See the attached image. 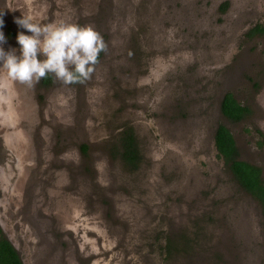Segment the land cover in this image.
<instances>
[{
    "label": "rangeland",
    "instance_id": "1",
    "mask_svg": "<svg viewBox=\"0 0 264 264\" xmlns=\"http://www.w3.org/2000/svg\"><path fill=\"white\" fill-rule=\"evenodd\" d=\"M22 17L91 26L108 45L84 83L49 75L48 85L29 88L0 66L10 97L0 104L9 160L1 169L33 176L40 194L53 196L28 223L0 198V223L25 264L38 241L39 264H264L260 206L213 146L222 125L264 180V0H0L6 52L19 55L17 34L30 35L16 23ZM225 93L250 116L225 120ZM128 128L141 155L135 170L119 157ZM35 158L40 173L12 171Z\"/></svg>",
    "mask_w": 264,
    "mask_h": 264
},
{
    "label": "clouds",
    "instance_id": "2",
    "mask_svg": "<svg viewBox=\"0 0 264 264\" xmlns=\"http://www.w3.org/2000/svg\"><path fill=\"white\" fill-rule=\"evenodd\" d=\"M16 23L30 35L17 34L19 55L15 48L6 52L0 46V66L9 80L29 88L49 75L65 85L84 83L92 78L100 53L108 51L102 35L91 26L53 27L35 23L30 17H22ZM4 43L6 38L0 32V45ZM9 102L7 85L0 81V104Z\"/></svg>",
    "mask_w": 264,
    "mask_h": 264
},
{
    "label": "flooded vegetation",
    "instance_id": "3",
    "mask_svg": "<svg viewBox=\"0 0 264 264\" xmlns=\"http://www.w3.org/2000/svg\"><path fill=\"white\" fill-rule=\"evenodd\" d=\"M251 30H250V32H248V35H252L253 36V35H257L258 34V33L251 32ZM41 81H42V84L48 85L50 83V81H51V77L48 76L46 78H42ZM224 95L221 97V100L223 99ZM221 100H220V102H221ZM147 106L150 107L151 105H147ZM241 106H244V105H241ZM3 107L4 108L6 107L5 104H3ZM245 107H247V106H245ZM247 108H249V107H247ZM249 110L251 112L250 108H249ZM224 119L229 121L225 117H224ZM241 121H243V120H241ZM241 121H239V122H241ZM152 122L155 123L156 125L159 123L158 121L149 120L148 123H149L150 126H151ZM229 122H231V121H229ZM236 123H238V122H236ZM152 127L154 129H156L154 126H152ZM216 129H215L214 135H213V146H214V136H215ZM3 131H4L3 125H0V198L2 197V194H5V196L7 197V204H8V206H11L10 207V214H13L15 212V209H13V207H16V204H17V207L19 206V209L21 211V216H19V218L20 219L22 218L23 220H25L26 223H28L29 220L27 219L28 217H26V216H28L30 213H34V211H35V212H39V213L43 214L45 212V210L47 211V210L50 209L49 208V203L51 202V197H53V196L50 195V193L48 191L45 192V195L44 194H40V190H38L39 189V185L35 184V182L32 183V181H34L33 179L31 180V178L33 176H30L29 178L27 177V180H25V179H15V178H13L14 176H10L9 172H7V171H5V169H3L5 167V164H7L8 161H9L7 159L5 150L2 149V140H4V137H5ZM126 132H127V135H128V132H129L131 134V138L133 139V143H131V144H132V147H134L136 149V151H137V156L138 157H137L136 161L127 162V161H125L123 159V155L125 153L124 152V148L126 147L125 146L126 142H124V138L125 137L128 138L127 136H124ZM257 133L260 136L263 135L261 131L259 132V130H257ZM16 134L19 137H21L19 131L16 132ZM159 141H160V138H158V141H153V143L157 144ZM262 143L264 144V140H262ZM82 149H83V151H85V147L84 146L82 147ZM214 150H215V153L217 155V151H216L215 146H214ZM162 151H163L162 154H164L166 156V158H170L171 157L170 159H172L173 153L176 152L172 148L168 149L166 146H164V144L162 145V148H161V152ZM119 157L121 159L122 164L124 165V167L127 170H135V168L136 167L138 168V166L140 165L141 155H140V152H139V149H138V146H137V141H136V138L134 136V131H133L132 128H128L123 133V137L121 139V150H120V153H119ZM36 158H37V154H36ZM36 158H35V162L33 161L32 163H29V164H26V163L22 162L21 164L24 165V166L19 164V169L18 168L16 169L15 167H13L12 171H14L15 173H16V171H19V173L22 174V172H24L25 166L28 165L27 166L28 175H31V174L33 175V174L40 173L42 171V167L43 166L40 165L37 162ZM186 158L188 159V157H186ZM191 158L193 159V157H191ZM217 158L220 159L222 161L223 165L225 166V164L223 162V159L221 157H218V156H217ZM50 162L51 161H49V163ZM1 166L3 167L2 169H1ZM5 182L9 183L10 189H9V187H6V188L8 190H10V191H5V192L2 191L3 190L2 183H5ZM47 198H48V200H47ZM46 216H49V215L46 214ZM0 232H1L2 236L6 240H8L11 243V245L13 246V248L15 249L21 264H25L24 258L22 257V255L19 253L17 248L14 246V244L6 236V234L4 232V227H3V225L1 223H0ZM39 243H40V241H38V243L36 245V247H37V250H36L37 257H36V260H34L33 264H39L40 262L45 261L43 255H42V252H43L42 244L39 245ZM84 257H85L84 254L80 255L81 259H83ZM47 261H49L48 257H47Z\"/></svg>",
    "mask_w": 264,
    "mask_h": 264
},
{
    "label": "trees",
    "instance_id": "4",
    "mask_svg": "<svg viewBox=\"0 0 264 264\" xmlns=\"http://www.w3.org/2000/svg\"><path fill=\"white\" fill-rule=\"evenodd\" d=\"M257 27L253 28L252 32L256 31ZM258 28L261 31V27L259 26ZM219 109L221 115L233 123L244 120L251 113L249 108L241 106L233 98L231 93H226L224 95L220 102ZM124 136H127L128 138H124L126 147L124 148L125 153L123 159L127 162L136 161L138 156L136 149L132 147L131 144L133 143L131 134L128 132L127 135L126 132ZM214 146L217 151V156L223 159V162L232 175L233 180L243 191L258 202L261 209L264 232V180L261 176V169L258 166L239 159L238 150L233 137L222 125H219L216 129ZM0 264H21L15 249L11 243L2 236L1 232Z\"/></svg>",
    "mask_w": 264,
    "mask_h": 264
}]
</instances>
